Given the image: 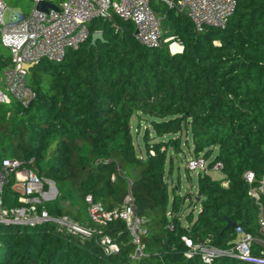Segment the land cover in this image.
<instances>
[{
  "label": "trees",
  "instance_id": "16d2710c",
  "mask_svg": "<svg viewBox=\"0 0 264 264\" xmlns=\"http://www.w3.org/2000/svg\"><path fill=\"white\" fill-rule=\"evenodd\" d=\"M155 1L153 10L170 25L161 47L143 46L135 26L115 15L94 20L90 31L101 30L103 40L90 39L62 63L42 61L29 71L36 97L27 108L16 101L0 104V110L9 107L0 113V171L5 158L25 161L58 189V197L39 210L95 230L89 239L53 222L2 224L0 264H204L199 254L186 256L191 250L185 238L193 246L228 249L235 240L228 221L260 236V207L244 174L253 172L256 183L264 178V0H236L225 28L201 32L185 15ZM175 42L182 53H170ZM0 51L10 54L0 56L1 75L12 55ZM135 116L146 117L153 132L144 134L145 153L136 150ZM152 138L160 141L150 144ZM190 141L193 157L208 161L209 170L199 174L196 196H182L176 188L171 200L172 154L180 156ZM217 163L222 180L209 174ZM7 180L2 198L10 209L20 206V194L13 189L15 175ZM87 196L107 212L132 199L146 231L142 259H132L136 246L124 221L90 220ZM65 201L71 206L63 207ZM104 236L117 253L104 250ZM211 264L247 263L225 256Z\"/></svg>",
  "mask_w": 264,
  "mask_h": 264
},
{
  "label": "built area",
  "instance_id": "2783aa9c",
  "mask_svg": "<svg viewBox=\"0 0 264 264\" xmlns=\"http://www.w3.org/2000/svg\"><path fill=\"white\" fill-rule=\"evenodd\" d=\"M32 0L33 9L28 17L13 15L9 23L5 22L7 6L0 0V46L9 50L12 61L4 72L5 90L0 85V104L9 105L18 102L27 108L35 99V92L28 86L29 70L25 66H35L42 61L62 63L68 52L78 50L92 38L90 24L94 20H111L113 16L131 22L135 26V38L147 48L162 46L161 17L152 8L155 0ZM170 9H175L185 15L196 31L201 32L207 27L223 29L237 9L236 0H179L174 3L169 0H159ZM44 5V8L41 6ZM95 32H101L95 31ZM168 39L165 42H169ZM180 43H171L169 49ZM172 54H178L173 53ZM208 161L203 157L194 158L188 162V169L208 172ZM26 162L5 158L0 171V225H19L37 227L53 222L60 229L69 233L92 238L95 230L75 222L67 216L55 217L45 209L38 207L58 197L55 184L41 178L36 172L25 167ZM223 166L217 163L213 171H222ZM15 175L16 185L20 187V206L6 208L2 192L8 178ZM244 179L250 185L249 195L260 207L258 220L260 236L246 232L241 226L234 228L235 240L228 249H220L208 245H192L184 239L191 253L199 254L204 264H211L218 257H230L247 264H264V178L256 183V175L246 172ZM89 218L92 222L107 225L114 220L126 223L132 244L136 251L132 259L144 257L145 247L142 236L146 234L143 219L132 205V199L127 197L121 210L107 212L100 204L95 203L92 196L86 197ZM101 245L109 254L119 251L118 246L109 236L101 239Z\"/></svg>",
  "mask_w": 264,
  "mask_h": 264
},
{
  "label": "rangeland",
  "instance_id": "374dc122",
  "mask_svg": "<svg viewBox=\"0 0 264 264\" xmlns=\"http://www.w3.org/2000/svg\"><path fill=\"white\" fill-rule=\"evenodd\" d=\"M58 1V0H57ZM56 3L58 4V2ZM117 1V0H115ZM6 6H7V11L5 13V22L9 23L11 21V18L13 15H21L24 17H28L31 14V11L33 9V2L32 0H4ZM160 1L157 0L154 2V5H159ZM161 20H162V25H161V31L162 33H166L170 29V25L165 23V18L164 15L161 14ZM178 47V46H177ZM179 49V47H178ZM1 50V47H0ZM170 50V49H169ZM171 53V50H170ZM174 53V52H173ZM172 54V53H171ZM0 56L4 58L10 57L9 52H3L0 51ZM4 72L3 70L2 74L0 75V85L2 89L5 90V84H4ZM9 110V107H4L3 110H0L1 114L5 113ZM14 111H9L6 115L7 118H12L14 115ZM131 125H132V130L134 134V141H135V146L138 154L145 153L144 149V143H143V137L148 129L151 133L153 134L152 129L150 128L148 124V120L146 117L141 116L140 118L138 117H133L131 119ZM153 140L150 141V144H153L154 142H159V139L152 138ZM185 139V138H183ZM165 140V139H163ZM182 149L183 153L180 154V156H177V154L173 153L172 158L174 162V169L173 173L171 174L169 178V188H170V199L172 200V190L179 188L180 189V194L183 196L185 193H192L194 196L197 195V180L198 176L200 174L199 171H191L188 169V162L192 159H194L193 154H192V144L190 141V147L185 145L184 143L182 144ZM168 169H169V163H168ZM209 174L213 179L217 180H222L224 178V175L222 174L221 171H210ZM188 203V202H187ZM63 207H69L71 206L70 202H62ZM201 209V204H198V206L195 208V216L199 213Z\"/></svg>",
  "mask_w": 264,
  "mask_h": 264
},
{
  "label": "water",
  "instance_id": "95a60500",
  "mask_svg": "<svg viewBox=\"0 0 264 264\" xmlns=\"http://www.w3.org/2000/svg\"><path fill=\"white\" fill-rule=\"evenodd\" d=\"M45 6L42 5L41 8H44ZM103 40V33L101 32H94L92 34V38H91V43L92 44H95L97 41H101ZM34 66H25V68L27 70H31ZM228 228H235L236 227V223H233L231 221H228V225H227Z\"/></svg>",
  "mask_w": 264,
  "mask_h": 264
},
{
  "label": "bare ground",
  "instance_id": "6f19581e",
  "mask_svg": "<svg viewBox=\"0 0 264 264\" xmlns=\"http://www.w3.org/2000/svg\"><path fill=\"white\" fill-rule=\"evenodd\" d=\"M171 50H172V52H174V53H180V52H181V49H180V48L178 49L177 45H173V46L171 47Z\"/></svg>",
  "mask_w": 264,
  "mask_h": 264
},
{
  "label": "crops",
  "instance_id": "0c3cea01",
  "mask_svg": "<svg viewBox=\"0 0 264 264\" xmlns=\"http://www.w3.org/2000/svg\"><path fill=\"white\" fill-rule=\"evenodd\" d=\"M16 182H17V180H16ZM228 184L227 183H225V186H227ZM13 189L14 190H16L17 192L20 190V187L19 186H17L16 185V183H15V185H14V187H13Z\"/></svg>",
  "mask_w": 264,
  "mask_h": 264
}]
</instances>
